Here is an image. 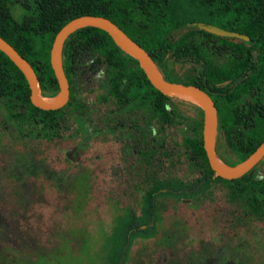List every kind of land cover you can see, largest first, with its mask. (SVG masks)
Masks as SVG:
<instances>
[{"label":"trees","instance_id":"obj_1","mask_svg":"<svg viewBox=\"0 0 264 264\" xmlns=\"http://www.w3.org/2000/svg\"><path fill=\"white\" fill-rule=\"evenodd\" d=\"M88 14L115 22L145 48L165 79L179 82L171 74L175 65L194 68L191 78L179 83L197 85L213 98L217 156L225 163L233 164L221 155L224 138L239 161L264 141V0H0V36L31 63L41 95L60 91L50 60L57 33ZM195 22L249 39L219 36ZM62 61L70 99L47 110L32 103L24 73L0 50V124L7 138L28 148L78 139L83 150L93 141L115 140L122 164L113 173L128 177L154 224L164 222L170 205L190 199L192 208L216 206V226L243 228L264 243V158L237 179L216 175L204 147L203 109L157 89L103 29L87 26L71 33ZM170 197L173 203L167 202Z\"/></svg>","mask_w":264,"mask_h":264},{"label":"rangeland","instance_id":"obj_2","mask_svg":"<svg viewBox=\"0 0 264 264\" xmlns=\"http://www.w3.org/2000/svg\"><path fill=\"white\" fill-rule=\"evenodd\" d=\"M194 73L171 68L179 82ZM1 129L0 264H264V243L212 223L216 206L192 208L183 199L154 224L128 177L113 173L122 164L115 140L83 150L78 139H59L29 149ZM220 152L239 161L233 150Z\"/></svg>","mask_w":264,"mask_h":264},{"label":"water","instance_id":"obj_3","mask_svg":"<svg viewBox=\"0 0 264 264\" xmlns=\"http://www.w3.org/2000/svg\"><path fill=\"white\" fill-rule=\"evenodd\" d=\"M195 25L200 29H204L219 36L235 37L245 40L249 39V36L246 34L228 30L217 25H209L201 22H195ZM87 26L98 27L108 32L113 40L125 52H127L139 62L148 79L160 91L167 94L176 95L181 98H183L181 95H193L198 98L200 103L196 104H198L204 112V147L209 159V163L212 169L216 172V175L225 179H237L253 169L264 158L263 141L258 146V148L244 160L233 165H228L225 163V165H221V159L217 156L216 152L217 107L215 106V102L211 95L197 85H188L165 79L153 64L152 59L145 48L133 40L115 22L104 16L88 14L75 17L66 23L57 33L52 45L50 57L51 65L54 69L60 87L59 94L55 96L58 97V100L54 103L41 98L42 95L39 87L38 77L31 63L25 57H23L13 45L0 36V50L6 53L24 73L29 82L31 88V100L35 106L48 110L59 109L68 103L70 99V85L63 67V44L71 33Z\"/></svg>","mask_w":264,"mask_h":264},{"label":"bare ground","instance_id":"obj_4","mask_svg":"<svg viewBox=\"0 0 264 264\" xmlns=\"http://www.w3.org/2000/svg\"><path fill=\"white\" fill-rule=\"evenodd\" d=\"M182 96L184 98L190 100V101L195 102V103H200L199 100H198V98H196L193 95H182ZM41 98H43L46 101L52 102V103H54V102H56L58 100V97H51V98H49V97H43V96H41ZM220 163H221V165H225L226 164V163L224 164L222 161H220Z\"/></svg>","mask_w":264,"mask_h":264},{"label":"flooded vegetation","instance_id":"obj_5","mask_svg":"<svg viewBox=\"0 0 264 264\" xmlns=\"http://www.w3.org/2000/svg\"><path fill=\"white\" fill-rule=\"evenodd\" d=\"M220 144H221V148H220V149H222V146H223L225 150H231L230 148H228V140H227V139L224 138V139L221 141ZM216 146H217V139H216ZM216 152H217V150H216ZM221 155H222V154H221ZM238 162H240V161H238ZM238 162H236V163H238ZM236 163H233V164H236ZM233 164H232V165H233ZM260 169H261V172L264 171L262 168H260Z\"/></svg>","mask_w":264,"mask_h":264}]
</instances>
